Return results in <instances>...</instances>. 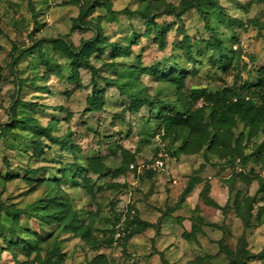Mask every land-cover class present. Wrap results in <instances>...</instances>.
<instances>
[{"label": "rangeland", "instance_id": "obj_1", "mask_svg": "<svg viewBox=\"0 0 264 264\" xmlns=\"http://www.w3.org/2000/svg\"><path fill=\"white\" fill-rule=\"evenodd\" d=\"M44 40L61 43L25 60L8 54L10 41L20 47ZM3 46L0 202L22 214H3L0 232L20 224L24 238L29 231L43 237L30 254L0 238V264H187L198 254L216 256L224 241L237 252L246 232L243 201L255 197L262 213L258 218L255 210L246 247L249 264H264V117L252 125L251 116L221 109L213 120L202 102L189 100L194 91L260 81L264 0H0ZM19 82L24 98L36 104L31 111L19 107L20 116L33 119L25 123L11 122ZM138 93L153 105L129 111ZM93 96L97 109L89 103ZM160 109L203 111L205 139L165 134ZM210 182L216 203L225 205L237 192L240 208L212 206ZM162 202L164 216L174 217L170 234L137 236L143 223L135 219L155 221ZM44 207L63 218L61 228L37 221ZM198 209L209 226L198 235L201 247L182 237ZM229 258L203 264H229Z\"/></svg>", "mask_w": 264, "mask_h": 264}, {"label": "trees", "instance_id": "obj_2", "mask_svg": "<svg viewBox=\"0 0 264 264\" xmlns=\"http://www.w3.org/2000/svg\"><path fill=\"white\" fill-rule=\"evenodd\" d=\"M175 11H176L177 16L184 14L183 9H181L180 11L175 9ZM158 32L161 37L164 35L163 31H158ZM49 42L51 46L58 45L59 43H61V41H49ZM44 43H45V40L36 42L38 48H40L41 50L43 49ZM90 43L93 47L96 45V41H91ZM220 46H221L220 50L222 51L223 50L222 45ZM4 49L5 48L3 46V49H0V50H4ZM14 49L16 52H18L17 45H14ZM31 50H33L32 47L27 48V49L24 48L22 50V53L30 52ZM40 55H43V54H40ZM13 58H16V57H13ZM259 76H260V81L256 85L243 84L238 88L236 87V85L232 87L226 86L223 89L218 90L216 92H212L207 89L198 90L190 94L189 100L192 103L202 102L204 104L203 109L205 108L213 112V115H212L213 120H216L218 118L219 110L223 109L227 112V116L228 114H232L233 113L232 111H235L236 113L237 112L240 113L243 120H246L247 116H251L252 119L250 123L254 125L257 123V121L263 120V117H264V69L260 71ZM20 84L21 82L18 83L19 89L23 87ZM138 94L131 97L132 103L128 109L129 111L138 112L144 103L153 105V103L150 102L148 98L141 97L140 94L139 95ZM93 99H94V96L91 99H89V103L92 108L97 109L98 107L96 103L93 101ZM254 99L261 101V105L259 107L252 103ZM20 103L21 101L18 99L16 100V102H13L11 122H16V123L24 122L25 123V120L27 118L33 120L30 117L19 116L18 106ZM160 112H161V109L158 113V118L161 119L162 130L163 132H165V134L170 135L176 131H183V132L186 131L188 135L193 139L200 140V141L205 139L208 133V127H207V124L203 120V114H204L203 111L187 110L183 113L182 112L160 113ZM163 114H166V115H163ZM1 132L2 131L0 130V133ZM212 156L219 158L220 161L226 160L227 158V156L225 155H216L215 153H213ZM210 160L211 159L209 158V161ZM65 176L68 179H74L72 176H70L69 173H67ZM207 187L209 188V185H207ZM235 195L236 197H233V199L231 200L232 206L240 208L239 205H241V203L237 201L238 199L237 192ZM261 202L262 201L256 197L253 199L245 198V201H243V203H245L248 206V208L246 209L245 212H244V209L241 208V214L239 215L242 216V221H243L246 232L247 230H249V228H252L253 226V220H254L256 209L258 210L256 213L257 217L259 218V216H261L260 215L262 213ZM212 204H214L212 206H217L218 208H221L216 203H212ZM225 207H228V208H224V209L230 208L229 204H227ZM47 209L48 207H44L43 213H40V214L37 213V215L35 214V218L37 219V221L41 222V225L43 226L47 225V226H51V228L54 226L57 229L61 228L62 227L61 221L63 220V218L56 216V214L52 215V214L47 213ZM133 210L134 208L132 207V211ZM197 212L198 213L193 221V228L191 232H185L184 236L186 240H193L199 243L198 238H197L198 233L202 231V227L203 225H206V223H205V217L201 215L200 209H198ZM7 213H12L14 216H17V219H19V215L22 214L21 211L12 209V207L4 205L2 202H0V217L3 216V214L5 216V214ZM134 222L140 223L139 227L141 226V222L139 221L138 218L135 219ZM19 226L20 224L14 225L13 228H10L7 230V233L0 232V238L3 239V242H6L9 244L10 246L9 248L13 249L12 246H15V247L19 246L23 248L24 250L26 249L28 253L30 254L32 251H34V248L39 244L38 239L39 238L42 239L43 235L37 232L35 233L34 231L32 232L29 231L27 233V237L24 238L23 236H21L20 232H18L19 230H21ZM63 230L69 234L71 233H73L74 235L76 234L75 231L73 229H69V227H65ZM246 232L243 233V235H241V237L239 238L240 247L241 246L242 247L241 249L239 248L237 252L229 251V249L227 248L228 245L224 241V242H221V244H219L221 250L220 252H218L216 256L215 255L214 256L205 255L201 257L200 255H198L196 256V259L189 261L187 264H203L205 260L212 261L216 257L222 256V255H225V256L230 255V258L228 259L230 261L229 264H249L251 261H253V257H251V254L248 252L247 247H246V242H247L246 237H245ZM76 235H79V234H76ZM36 236H38V238L35 241H32V242L29 241L30 238H33ZM50 236H51V233H50ZM28 238L29 240H27ZM58 251L59 249L56 248L55 252H58ZM163 264H169V263L166 260H163Z\"/></svg>", "mask_w": 264, "mask_h": 264}, {"label": "crops", "instance_id": "obj_3", "mask_svg": "<svg viewBox=\"0 0 264 264\" xmlns=\"http://www.w3.org/2000/svg\"><path fill=\"white\" fill-rule=\"evenodd\" d=\"M36 42L37 41H32V44L31 45H25V43H24V41H23V43L20 45V47H17L18 48V52H16L15 51V49H14V45H17L16 44V41H13V42H11L10 41V43L12 44V47H11V50L9 51V56H11V57H19V59L20 60H25V58L28 56V55H30V54H33V53H35L37 50H39V48H38V46H37V44H36ZM18 46V45H17ZM33 48V50H31L30 52H25V53H22V50L25 48V49H27V48ZM51 47V44H50V42L48 41V42H46L45 41V43H44V45H43V49H49ZM36 83L34 82V81H32V85H30L29 87L31 88V90H30V93L32 92V90L34 89V86H36L35 85ZM18 87V86H17ZM25 87L26 86H23L21 89H19V87H18V90H17V92L15 93L14 92V94H16V99H15V102H16V100L18 99V100H20L21 101V103L19 104V106H18V110H19V107L20 108H23V110L25 111L27 108H28V110L29 111H31L32 109H34L35 110V106H36V104L35 103H33L34 102V100H32V97H30L31 99H26V98H24L25 96H23V94H24V89H25ZM34 90H36V89H34ZM31 96H34V95H31ZM15 97V96H14ZM32 105H34V106H32ZM22 109L20 110L21 112L23 111ZM19 114H22V113H19ZM26 114H24V116H25ZM20 116V115H19ZM31 116V115H30ZM31 129H32V127L30 126V128H29V132H31ZM239 184V183H238ZM211 185V186H210ZM198 187V186H197ZM215 188H217V186L216 185H212V182H210L209 183V191H211V194H210V198H211V200H213V201H215V200H217L218 201V197L217 196H214L213 194H214V191H215ZM231 200L232 199H230V197H229V200L227 201V203L225 204V205H220V203H216V201H215V203L218 205V206H220V207H225L227 204H229V206H232V202H231ZM143 201H145V200H143ZM141 202V201H140ZM147 202L152 206V207H154V206H156V204H153L150 200H148V197H147ZM164 202H162V204L161 203H159V205H157V208H158V210H157V212H158V217L156 218V220L155 221H149V220H144V219H141L140 218V214L138 215V219H139V221L141 222V223H143V226H141V230L139 231V233L138 234H136L137 236H144V235H146L149 231H155L154 232V237L153 238H156L157 236H166V235H169L170 234V231H166V230H169L168 228H167V225L169 224V222L174 218V217H172V216H170V215H166V216H164L165 214H163V212L162 211H164L165 210V208H166V206L167 205H165V203L163 204ZM145 206H147V205H145ZM180 209V207H176L173 211H172V214L171 215H175V212H177V210H179ZM226 217V216H225ZM181 218V217H180ZM180 218H179V221H180ZM190 221H191V219H189ZM205 223H206V225H203V227H202V231H203V228H206V227H209L208 226V223H207V220L205 219ZM213 224H216V223H213ZM183 226H184V224H183ZM184 228H186V229H184V232H183V235H182V237H183V239L184 240H186L185 239V236H184V234H185V232H191V230H192V228H193V222L191 223V225H190V228L189 227H187V226H184ZM221 228H223V229H227L226 228V225H223ZM201 231V232H202ZM201 232H199L198 233V235L201 233ZM175 233V232H174ZM135 235V236H136ZM134 236V237H135ZM156 236V237H155ZM159 237H157V239H158ZM197 238H198V236H197ZM199 239V238H198ZM178 239H175L174 241H177ZM188 241H190V240H187V242ZM199 241V240H198ZM194 243H196V241H194ZM196 245L197 246H199V247H201V242L199 241V243L197 242L196 243ZM219 244H217V246H218ZM172 249L173 248H171L170 250L172 251ZM163 251H166V252H169V250L167 249V247H165L164 249H163ZM162 251V252H163ZM159 252H161V251H158V254H160ZM161 252V253H162ZM199 255V254H198ZM172 264V263H171ZM174 264H181V263H174Z\"/></svg>", "mask_w": 264, "mask_h": 264}, {"label": "built area", "instance_id": "obj_4", "mask_svg": "<svg viewBox=\"0 0 264 264\" xmlns=\"http://www.w3.org/2000/svg\"><path fill=\"white\" fill-rule=\"evenodd\" d=\"M160 163H161V161H158V162H157V165H158L157 167L160 166V165H159ZM161 165H163V163H161Z\"/></svg>", "mask_w": 264, "mask_h": 264}]
</instances>
